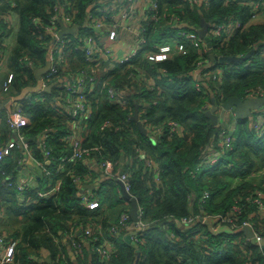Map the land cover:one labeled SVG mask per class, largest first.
Here are the masks:
<instances>
[{
	"label": "trees",
	"instance_id": "trees-1",
	"mask_svg": "<svg viewBox=\"0 0 264 264\" xmlns=\"http://www.w3.org/2000/svg\"><path fill=\"white\" fill-rule=\"evenodd\" d=\"M16 1L14 8L19 16V28L16 44L9 56V67L15 74L11 95L20 93L36 81V71L20 60L22 54H28L36 66L47 61L44 33L34 27L31 16L40 14L47 19L48 10L67 2L68 12L75 11V19L82 23L87 9L95 0ZM159 1L164 11L190 21L195 27L201 26L202 17L209 23L221 22L230 16L239 18L247 25L238 30L228 43L222 44L219 37L210 36L212 52L216 56H243L251 52L250 56L242 62L220 63L223 82L202 81L205 91L196 89V80L191 72L200 57L209 58V54L191 48L188 54L173 59L150 63L146 58L138 57L128 66L104 71L100 78H107L111 86L124 91L129 102L127 106L111 104L102 82L91 96L88 92L92 112L83 134V145L98 147L95 154L99 158L106 156L117 162L116 170L128 172L130 193L137 198L143 211L141 218L146 224L138 232L135 243L125 239L127 228L112 231L119 226L121 214L131 208L130 200L120 194L116 179L107 177L99 184L94 193L98 200L96 208L90 209L81 203V184L73 179L72 173L85 174L90 166L88 160L61 161L70 154L71 147L70 141L65 139L68 136L67 114L57 100V89L48 93L44 102L26 101L24 110L31 123L21 130L31 139L35 160L44 162L46 169L41 174L38 187L32 186L21 192L15 186L5 187L2 183L8 177L16 178L21 151L15 148L11 155L0 161V233L6 232L18 239L14 264H37L32 261L33 257L44 258L46 255L52 259L63 255L66 264H102L90 247L107 237L112 238L115 249L106 264H264L263 249L251 240L228 243L225 250L210 252L206 247L199 249L196 242L186 236L194 229H201L212 241V247L219 249L224 235L244 239L246 234L242 230L235 234L214 235L202 221H197L187 230L178 222L192 211L212 218L220 217L236 204L240 206L237 223L249 219L264 236V221L256 205L247 200V196L256 189H261L264 194V176L244 180L231 189L227 180L264 169V135L258 136L251 122L253 114L235 119L232 146L221 152L216 162L204 161L211 141L216 140L215 149L219 150L216 142L223 123L220 120L217 125L212 123L206 115V103L214 99L220 106L231 96L246 98L249 88L264 86V20L250 21L254 0H232L229 5H225L223 0H214L211 8L201 11L174 0ZM7 8L4 1L0 13ZM171 27H159L158 23L147 25L144 47L151 48L153 43L171 31ZM69 52L71 64L76 62L75 66L82 67L83 53L72 50V47ZM160 69H166L167 74L160 73ZM141 74L155 80L154 90L134 80ZM6 75L7 72L0 73V83ZM144 100L158 101L142 117L144 124L163 127L155 139L152 133L141 130L142 120L133 117L136 105ZM7 118L8 111L4 110L0 121V147L12 136ZM106 120L111 124L102 128ZM170 120L178 122L182 131L170 134ZM48 129L51 131L44 148L49 154L44 155V149L36 138ZM138 152L142 155L138 156ZM149 159L154 161L150 166L146 163ZM57 183L60 187L50 198L39 196V191ZM205 192H208V197L201 209L200 199ZM220 197L222 199L218 200ZM90 227H93V233L87 235L86 229ZM72 241L81 248L80 253H75V261L67 248V244L72 246Z\"/></svg>",
	"mask_w": 264,
	"mask_h": 264
},
{
	"label": "built area",
	"instance_id": "built-area-1",
	"mask_svg": "<svg viewBox=\"0 0 264 264\" xmlns=\"http://www.w3.org/2000/svg\"><path fill=\"white\" fill-rule=\"evenodd\" d=\"M4 1H6L8 8L0 13V73L7 72V75L0 83V121L2 112L7 110V123L12 130V136L3 146L0 147V161L6 156L11 155L12 151L17 148L21 151L19 169H22L28 162L32 161L42 172L45 171L46 168L44 162H38L35 160L30 144V138H27L21 130L23 127H26L31 123L30 117L24 110V104L26 101L29 102L33 99L44 102L47 99L46 95L52 93L54 89H57V100L67 114L66 124L68 126V136H66L65 139L66 141H70L71 147L70 154L64 156L61 161L78 162L88 160L87 162L90 169H88L85 174L81 175L72 173L73 179L81 184V203L87 208H96L98 206V200L94 197L93 192H87L86 189H83V186L87 183L89 178L91 180V178L98 172H100L104 179L111 177L118 182L121 181L125 191L128 193H130L131 188L128 172L116 170V161L106 156L99 158L95 154L97 150H99L96 146L88 147L83 145V134L92 112L91 100L89 101L88 98L89 91L91 96V93L97 89V85L102 82L103 89H105L107 93V100L111 104H119L121 106H127L129 104L127 98L124 96V91H119L117 88L111 86L110 81L107 80V78H100L104 71L109 72L122 65L128 66L138 57L146 58L150 63L173 59L179 55H186L191 48H195L199 52L204 51L209 54V58L200 57L191 72L196 80V89L203 90L204 85H202V81L223 82V68L218 60H214L219 56L213 54L212 48L208 46L205 39L199 36L197 32L199 27L193 26L190 21L183 19L174 13H167L164 11L165 8L159 0H95L87 9L85 20L82 23H79L75 19V11L68 12L66 7L68 3L63 2L53 7V10H48L49 16L47 19L40 14H33L31 16L34 27L39 28L44 33L43 38L47 49V61L42 66H36V64H34L35 61L28 54H22L20 60L29 69H33L34 71L45 66H47V70L41 74L40 78L36 77L34 84L26 86L32 87L40 82L42 85L40 90L36 92L29 91L21 100H13L15 95L21 93L10 94V91L13 88L15 74L9 67V56L16 44V35L19 26L16 28L15 34H13V30L16 27L15 23L19 24V16L14 8L17 6V1L0 0V6ZM174 1L181 4H188L191 9L197 8L201 11L203 8H211L214 0ZM231 1L232 0H223V3L229 5ZM126 2H129V4L125 5ZM251 5L252 16L250 21H259L258 19L261 15H264V0H254ZM162 21L164 22L163 24L161 23ZM152 23H158L159 27L162 25H172L170 28L171 31L168 32L167 35H164L160 41L153 43L151 48H145L144 43L147 40V25ZM74 24L79 25L74 34H61L63 26L71 27ZM246 25L247 24H244L239 18L230 16L221 22L209 23L207 34L209 37H219L220 40H222V44H226L238 30L243 29ZM7 30H10L9 33H6ZM71 47L72 50L83 53L84 62H82V67L75 66L74 64H77L76 62L71 64V58L69 55ZM74 59H76V56H74ZM159 71L163 75L167 74L166 69H160ZM134 80L138 83H143L150 90L156 88L155 80L153 78H148L141 74V76H135ZM49 85H52L51 91L46 90V87ZM260 96L264 97V86L249 88L246 97ZM9 101L10 109L7 108V103ZM157 103V100H144L136 105L138 111L137 119L142 120L140 126H143L146 131L152 133L154 139L162 133L163 127L158 124H144L142 117L152 105H156ZM221 105L222 104L218 106L219 110L221 109ZM209 106L208 109L212 107V101ZM136 109L133 112V117ZM232 112L233 110L230 111V113ZM252 114L253 117L251 122L258 136H263L264 109L256 110ZM223 123L220 125L219 139L216 142L219 150L215 149L216 140L211 141L204 154V161L216 162L220 153L225 152L232 146V141L234 139L233 133L236 130V127L228 126L226 119ZM110 124L111 121L106 120L103 122L102 128H105ZM168 125L170 128V134H173L176 130L180 132L182 131L181 125L174 120H170ZM50 131L51 129L45 130L36 138L39 145L44 149V155L49 154L44 147ZM141 155L142 153L138 152V156ZM146 163L150 166L154 161L149 159L146 160ZM96 167L99 171H96ZM61 169H64L63 165H61ZM156 173H159V170H157ZM254 175H256V173L245 177L237 176L235 178L239 184L244 180L251 179ZM2 183L5 187L15 186L19 191L23 192L32 187V177L20 176L15 179L8 177ZM59 187L60 183H57L47 190L39 191L38 194L40 197L50 198L58 191ZM119 187L120 194L123 196L120 183ZM207 197L208 192H205L200 199L201 209L204 207ZM127 200L129 201V199ZM247 200L256 205L257 212L264 221L263 191L261 189H256L253 193L247 196ZM239 212L240 206L234 204L231 211L227 214L220 217H213L215 221L214 228L217 229L225 225L230 226L237 232L242 230L246 234L244 239L238 237L231 238L228 235H224L222 237L223 241L221 247L216 249L212 247V241L207 239L209 237L203 233L201 229H194L191 232L186 233V236L188 240L196 242L199 249L203 250L204 248L202 247H206L210 252L212 250L220 252L219 250H222V248L225 250L228 243H246L249 240L260 245L264 236L261 232L256 230L255 223L249 219L238 224ZM142 214L143 211L139 205L137 214L138 218L136 221H130V210L123 212L119 219V226L112 228V231L117 232L118 229L127 228L125 236L129 235L132 242L135 243V241H138V232L142 231L146 225L141 218ZM208 217L210 216L195 214L192 211L189 215L181 217L178 222L187 230L189 227L196 224L197 221L203 222ZM245 227H250L254 240H252L250 235L247 234ZM92 233L93 227L86 229L87 235H91ZM171 236L174 237L173 234H171ZM111 239L107 237L103 239L102 242L93 244L90 247L91 251L98 256L102 264H106L114 254L115 244ZM177 239H179V237H177ZM17 243L18 239L10 237L6 232L0 233V264H14ZM201 243L207 244L202 245ZM72 247L74 248L75 253L78 254L81 252V248L77 246L74 241H72ZM261 249H263L264 252V247L261 246ZM45 257H33L32 261H36L37 264H66L64 259L65 256L63 255H59L54 259L51 258V263L47 260L49 256ZM135 264H138V262Z\"/></svg>",
	"mask_w": 264,
	"mask_h": 264
},
{
	"label": "water",
	"instance_id": "water-1",
	"mask_svg": "<svg viewBox=\"0 0 264 264\" xmlns=\"http://www.w3.org/2000/svg\"><path fill=\"white\" fill-rule=\"evenodd\" d=\"M79 27L78 24H74L71 27H65L63 26V29L61 31L62 33H68V34H74ZM209 29V22H207L204 17H202L201 26L197 29V32L199 36L208 43V46L211 47L210 43V37L207 34ZM251 52L247 53L246 55L239 56V55H221L218 58H215L214 60H218L220 63H229V62H242L245 61L249 56ZM47 70V66L36 69V77L40 78L41 74ZM41 83H37V85L32 87H25L22 89L21 93L18 95H15L13 97V100H21L24 95L29 92H36L41 89ZM52 85H49L46 87L47 91H51ZM7 108L10 109V101L7 103ZM264 109V97H246V98H240L238 96H231L226 101H224L221 105V109L219 110L218 105H216L215 100L212 99V107L206 111V115L212 120V123L214 125H217L219 120L223 122L227 117L228 113L233 110L234 114L238 118H244L249 117L254 111ZM219 111V113H218ZM134 118H138V111L136 109L134 113ZM141 130L145 131L144 127L141 126ZM31 140V139H30ZM120 185L122 186L121 190L123 193V196L130 200L131 202V209H130V217L133 221L137 220V214H138V202L137 198L135 196H132L130 193L126 192L123 186V183L120 181ZM95 184H85L83 186V189H92ZM204 225L208 227V230L214 234H235L237 231L230 226H221L217 229L214 228V218L208 217L203 221ZM245 230L248 235L254 240L253 233L250 229V227H245ZM126 240L129 242H132L129 235H126ZM260 245L264 247V239L261 241ZM49 263H51V258L47 259Z\"/></svg>",
	"mask_w": 264,
	"mask_h": 264
},
{
	"label": "crops",
	"instance_id": "crops-1",
	"mask_svg": "<svg viewBox=\"0 0 264 264\" xmlns=\"http://www.w3.org/2000/svg\"><path fill=\"white\" fill-rule=\"evenodd\" d=\"M218 113H219V111H218ZM229 115H231V119L230 120L226 119L228 126H235L236 127L235 119L238 117L234 116V114L230 113V112L228 113V116ZM96 171H99L97 167H96ZM41 174H42V171L40 170V168L34 162L31 161V162H28L25 167H23L22 169H19V172L17 173L16 178H18L20 176L21 177H32V186L35 188V187L39 186V180L42 177ZM259 176H264V169L257 172L256 175H254L251 179L249 178L248 180H253L254 178H257ZM102 179H104V177L101 176L100 172L95 174V176H93L91 178V180L89 178L86 184L93 183L95 185L91 190L87 188L86 191L87 192L91 191V192L95 193V190H98L99 184L102 182ZM227 180H228V188L229 189L234 188L240 184V183L238 184L237 179L235 177L228 178ZM221 199H222V197H220L218 200H221ZM86 246H87V243H86ZM67 248H68L69 256L71 257V259L73 261H75L76 260V254H75L74 248L71 246V244H67Z\"/></svg>",
	"mask_w": 264,
	"mask_h": 264
},
{
	"label": "rangeland",
	"instance_id": "rangeland-1",
	"mask_svg": "<svg viewBox=\"0 0 264 264\" xmlns=\"http://www.w3.org/2000/svg\"><path fill=\"white\" fill-rule=\"evenodd\" d=\"M261 19L262 20L264 19V15L263 14L261 15V17L258 20H261ZM15 26L16 27L13 30V34L16 33L15 31H16V28L19 26V24L15 23ZM209 105H210V101H208L205 106H207L209 108L210 107ZM226 119L230 120L231 119V115H229Z\"/></svg>",
	"mask_w": 264,
	"mask_h": 264
},
{
	"label": "clouds",
	"instance_id": "clouds-1",
	"mask_svg": "<svg viewBox=\"0 0 264 264\" xmlns=\"http://www.w3.org/2000/svg\"><path fill=\"white\" fill-rule=\"evenodd\" d=\"M233 113V112H232ZM235 115V114H234Z\"/></svg>",
	"mask_w": 264,
	"mask_h": 264
}]
</instances>
